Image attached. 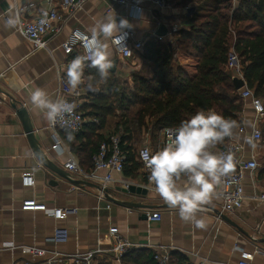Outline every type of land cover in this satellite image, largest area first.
Returning <instances> with one entry per match:
<instances>
[{
	"label": "crops",
	"instance_id": "obj_1",
	"mask_svg": "<svg viewBox=\"0 0 264 264\" xmlns=\"http://www.w3.org/2000/svg\"><path fill=\"white\" fill-rule=\"evenodd\" d=\"M61 1L63 0L53 2L60 12ZM170 1V6L164 10L145 2L141 11L134 12L128 7L113 4L110 0H89L77 11L63 13V21L58 25L59 31L50 32L47 36V48L35 49L17 28L5 26V16L14 17L16 7L28 6L23 17L33 18L40 9L51 6L48 0H0V97L3 99L0 102V264H76L73 258L65 255L94 253L99 249L104 251L96 252L91 261L84 264H119L110 251L113 246L110 236L112 227H117L120 236L132 244L131 251L148 249L154 252L156 248L163 246L171 253L183 255L187 264H237L242 252L248 251L255 254L256 263L264 264V201L257 199L264 192V138L256 143L250 137L256 111L249 100L244 101L241 124L234 136L220 146L217 145L213 151L217 152L224 144L234 141L242 146V157L245 160L256 158L260 166L253 174L245 173V199L242 206L234 212H222L218 196L221 184L217 186L211 201L198 213V217L206 222L204 228L182 221L177 210L170 208L150 190L154 186L147 182L146 175L141 170L134 176L112 170V179L104 182L103 178L108 170H94L95 153L89 151L93 147L96 150L98 148L91 143L87 144L85 148L88 149L89 156L85 150L74 151L71 139H68V130H57L59 146L54 147V131L50 129L43 112L31 103L30 94L37 87L45 89L55 99L58 75L66 76L68 63L80 55L79 52L84 55L77 48L67 54L62 47L64 42L72 39L75 29L90 34L89 29L97 21L116 15L117 21L127 19L132 26L129 29L133 38L144 41L145 44L150 38L157 39L156 32L163 24L162 21L168 25L177 20L183 25L181 18L190 14L186 7L191 6L181 5L180 0ZM124 30L126 29L122 31ZM161 41L170 42L171 35L167 34ZM108 44L112 60L118 61L115 71L110 70L109 73L121 82L130 80L131 73L140 66V51L133 49L128 58H123L115 51L110 40ZM87 65L88 62H85V83L79 87L83 93L79 99L82 105L91 103L93 96L99 94L101 86L88 79ZM14 101H17L19 107L27 108L36 138L50 163L68 171L64 165L74 156L80 160L85 171L95 172L97 178L88 181L105 186L114 198L157 207H126L105 197L100 199L97 188L76 185L44 165L32 148L23 121L13 107ZM89 120L86 117V123ZM117 120L110 116L106 124L95 131L85 123L79 132L82 136L81 143L87 140L95 142L98 135L107 139L117 133ZM263 121L264 116L259 125L261 132ZM241 126L247 134L239 131ZM164 138L162 129L143 131L137 151L144 143H149L157 151ZM248 138L251 143H248ZM75 143L79 145L80 141L75 140ZM68 172L73 178L80 179ZM25 175H33V186H23L22 178ZM129 185L145 188L147 194L123 192ZM30 199L50 208L62 207L71 209L72 212L66 219L58 221L43 211L23 210V202ZM155 212L162 214L160 221L148 218L149 214ZM224 217H228L236 225L229 223ZM58 226L68 230L67 241H54L55 228ZM32 247L44 249L45 255H33ZM121 264L132 263L121 260Z\"/></svg>",
	"mask_w": 264,
	"mask_h": 264
},
{
	"label": "trees",
	"instance_id": "obj_2",
	"mask_svg": "<svg viewBox=\"0 0 264 264\" xmlns=\"http://www.w3.org/2000/svg\"><path fill=\"white\" fill-rule=\"evenodd\" d=\"M180 2L191 6L190 14L181 18L184 28L174 35V42L150 38L138 50L147 69L131 73V89L126 87L128 81L121 82L111 73L106 82H101L96 69L87 65V76L101 86L99 94L81 109L90 118L87 123L93 131L103 127L110 116L118 119L116 132H122L126 176H134L141 169L137 144L143 131L176 127L182 120L207 109L241 124L242 88H236L228 70L232 52L238 55L247 86L264 101V0ZM69 132L73 150H85L87 156V144L95 145L98 149L93 147L89 151L97 154L100 144L108 139L98 135L95 142L81 143L80 133ZM262 133L264 138V121ZM75 140L80 141L79 145H75ZM153 254L148 249L129 250L122 260L158 264ZM186 260L181 254L171 253L169 264H187Z\"/></svg>",
	"mask_w": 264,
	"mask_h": 264
},
{
	"label": "built area",
	"instance_id": "obj_3",
	"mask_svg": "<svg viewBox=\"0 0 264 264\" xmlns=\"http://www.w3.org/2000/svg\"><path fill=\"white\" fill-rule=\"evenodd\" d=\"M87 1L89 0H63L59 5L62 10V12H60L59 9L53 4L54 0H48L51 6L48 8L40 9L36 16L30 19H25L23 17V14L28 10V6L16 7V16H19L21 21V26H19L17 30L23 37H25L34 45L35 49L47 48V36L50 32L59 31L60 27L58 25L61 21H63V13L75 12L78 9L82 8V6ZM110 2L113 4L128 7L131 11L134 12L141 11L143 9L142 5L145 2L156 5L160 10L168 8L171 3L170 0H110ZM186 9L188 10V13L191 12L190 7H186ZM8 18L9 17L5 16L6 21ZM162 23V25H165L167 27L168 34L171 35V42H174V35L184 28L181 22L177 20L173 21L168 25H166L164 21H162ZM123 32L127 33L124 42L120 40L119 34L113 36L110 41L116 52H118L123 58H128L133 49L137 51L143 49L144 41L135 40L133 38V33L129 28L124 30ZM77 33L90 35L81 31L80 29H75L72 32V39L64 42L62 44V47L67 54L72 53L75 48H77L81 50L85 55V48L83 46V42L76 38ZM163 37L164 36H157V39L161 41ZM241 69L242 68L238 55L235 52H232L228 61V70L231 72L233 77H240L244 79ZM82 94L83 93L79 88L76 93L70 92L67 85V77L64 74L58 75V87L56 92V98L63 97L68 102L73 103L75 105V109L70 116H67L65 118V121L58 122L56 125L49 124L50 129H52L55 133L54 138L56 142L54 144V147L59 146V138L57 134L58 129H66L73 133H79L84 128V125L86 123V117L81 109L82 102L79 100L82 97ZM240 96L243 101L249 100L256 111V119L253 125V129L250 133V137L256 143L261 142L263 140V135L259 125L262 117L264 116V101L260 97L255 95L254 90L247 86L246 81L245 86L241 89ZM0 102H3V99H1V97ZM166 129L167 128L162 129V133L165 138L161 142L158 150L162 148L167 142ZM239 131L241 133L247 134L243 126L239 128ZM121 134L122 132L120 131L109 136L106 141H103L100 144L98 153L95 154L93 157L94 170L100 168L108 170L107 175L103 178L104 182L112 179L110 171L115 170L119 173H123L124 171V165L126 163L127 156L124 150L122 149ZM144 148H150L152 152L155 151L152 149L149 143L142 144L137 151L138 160L141 163L140 170L144 172L147 178V182H149V170L145 167L144 162L140 156V152ZM227 152H231L234 155V158L236 160V167L231 175L223 178V181L221 183V191L218 193V196L221 199L222 212H234L237 208L242 206L243 201L245 199L243 183L245 173H255L258 170L260 164L256 158L245 160L242 157V146L234 141H230L224 144L217 151V153ZM64 167L71 173L78 176L80 179L93 180L97 178L94 171H85L80 165L79 160L74 156H71L69 158V160L65 163ZM22 184L23 186H33L35 184V179L33 175L23 176ZM99 197L100 199L104 198V193L102 191H100ZM257 199L260 201H264V192L260 193L257 196ZM22 209L43 211L48 216H51L58 221L66 219L69 213L72 212L71 209L62 207L50 208L46 204L38 203L34 199L25 200L22 204ZM148 218L151 221H160L162 218V214L160 212H155L149 214ZM110 236L113 240V246L111 247L110 251L114 253L115 259L119 264H121L123 255L132 248V244L120 236L117 227H112L110 229ZM67 238L68 230L65 227L58 226L55 228L53 238L55 242H65L67 241ZM102 251H104V249L96 250V252ZM96 252H90L87 254H72L65 256L73 258L76 264H84L89 263ZM256 252L258 253L259 250H256ZM45 253L46 251L42 248L32 247V254L35 256H43L45 255ZM254 257V253L243 251L242 257L237 264H258L255 262ZM153 258L158 264H169L171 260V251L165 249L163 246H160L155 249ZM26 264L33 263L26 262Z\"/></svg>",
	"mask_w": 264,
	"mask_h": 264
},
{
	"label": "clouds",
	"instance_id": "obj_4",
	"mask_svg": "<svg viewBox=\"0 0 264 264\" xmlns=\"http://www.w3.org/2000/svg\"><path fill=\"white\" fill-rule=\"evenodd\" d=\"M8 28L21 26L19 16H10L5 24ZM127 19L117 21L116 15L97 21L89 29L90 35L77 33L83 42L85 55H77L66 68L67 85L72 93L85 83V62L96 69L99 80L106 82L114 67L108 41L114 34L124 42L131 28ZM91 79V78H88ZM91 87V84L88 85ZM31 103L40 109L50 125L65 121L75 109L73 103L63 97L53 99L43 88H35L30 94ZM238 125L235 120L225 118L215 110H200L178 126L166 129L167 142L152 152L144 148L140 156L149 170L148 181L154 191L170 208L178 211L179 218L204 228L206 222L198 213L207 205L223 178L231 175L236 160L231 152L217 153L213 149L226 138H232ZM68 139H72L69 134ZM248 143L251 139L248 138Z\"/></svg>",
	"mask_w": 264,
	"mask_h": 264
},
{
	"label": "water",
	"instance_id": "obj_5",
	"mask_svg": "<svg viewBox=\"0 0 264 264\" xmlns=\"http://www.w3.org/2000/svg\"><path fill=\"white\" fill-rule=\"evenodd\" d=\"M168 34V29L165 25H161L157 32L156 35L157 36H166ZM118 61L115 60L113 61L114 67L111 69V71H115V68L117 66ZM236 88L237 89H241L245 86V81L243 78L240 77H233ZM13 107L17 109V113L18 115L21 117L23 124H24V128H25V132L27 133L28 139L32 145V148L35 152V154L37 155V157L40 159V161L42 163H44V165H46L47 167H49L51 170H53L54 172L58 173L59 175H61L63 178L71 181L72 183L79 185L81 187H94L97 188L99 191H102L104 193V197L109 200L112 201L116 204L119 205H123L126 207H157V206H147V205H142L139 203H134L132 201H121L118 200L116 198H114L112 196L111 193H109L108 189L106 187H102L101 185H96L88 180H84V179H76L73 178L72 175L68 172L65 171L64 169H60V167H56L55 165H53L52 163H50L47 154L43 151V149L41 148V145L39 143V141L36 138L35 135V131L34 128L30 122V116L28 113V110L26 107L20 106L18 105L17 101H14L13 103ZM125 193H143V194H147V190L145 188L136 186V185H129L126 189L122 190ZM167 206V205H164ZM161 207V206H160ZM163 207V206H162ZM221 216H223V214H221ZM229 223H233L232 220H230L228 217H224ZM235 224V223H233ZM236 225V224H235Z\"/></svg>",
	"mask_w": 264,
	"mask_h": 264
},
{
	"label": "rangeland",
	"instance_id": "obj_6",
	"mask_svg": "<svg viewBox=\"0 0 264 264\" xmlns=\"http://www.w3.org/2000/svg\"><path fill=\"white\" fill-rule=\"evenodd\" d=\"M141 69H143V70H142L143 72H146L147 67L144 66V62H140V66H139L138 70H141ZM126 87H128V88H130V89L132 88L131 79L128 80V83H127ZM218 147H219V146H218Z\"/></svg>",
	"mask_w": 264,
	"mask_h": 264
}]
</instances>
